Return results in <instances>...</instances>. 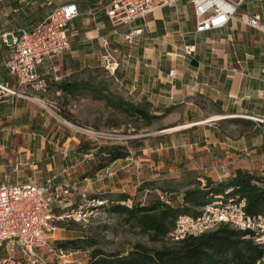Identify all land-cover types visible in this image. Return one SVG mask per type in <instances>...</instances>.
Here are the masks:
<instances>
[{"label":"crops","instance_id":"obj_1","mask_svg":"<svg viewBox=\"0 0 264 264\" xmlns=\"http://www.w3.org/2000/svg\"><path fill=\"white\" fill-rule=\"evenodd\" d=\"M70 2L80 10L69 25L70 41L77 40L71 41L70 50L48 58L39 72L57 77L56 83L74 80L83 69L92 68L87 62H101L104 67V57L112 55L118 65L114 77L124 95L152 103L153 112L161 115L183 108L181 125H190L179 130L184 163L170 157L176 167L167 177L190 174L197 181L227 180L238 169L264 174V33L238 20L220 30L198 33L189 1L134 21L133 28L142 30V35L131 45L121 35L128 27L115 29L104 10L112 0H0L1 84L16 85V77L6 68L12 48L3 36L9 40L12 33L35 30L57 5ZM255 14L264 22V0H243L238 16ZM52 90L57 96L62 93L48 89ZM31 94L43 104L0 93V186L61 181L63 173L70 176L78 165L59 173L55 157L61 141L89 142L81 135H60L59 119L48 110L52 102L41 93ZM224 120L228 127L220 126ZM107 148L103 146L104 151ZM170 148L177 152L176 146L166 150ZM100 151L99 147L87 152L100 159Z\"/></svg>","mask_w":264,"mask_h":264},{"label":"built area","instance_id":"obj_2","mask_svg":"<svg viewBox=\"0 0 264 264\" xmlns=\"http://www.w3.org/2000/svg\"><path fill=\"white\" fill-rule=\"evenodd\" d=\"M182 1L185 0H112L104 10L115 29L128 27L121 35L133 45L142 35V30L133 28L134 21L163 7H175ZM186 1L193 7L198 33L223 29L232 20L244 21L249 27L264 33V22L260 15L238 16L243 0ZM79 16L80 10L75 2L57 5L35 30L12 33L9 40L7 35L3 36L12 48V59L6 63V68L16 77V85L10 88L0 83V93L41 102L40 98L31 94L48 89L46 75L39 72V67L48 58L72 48L69 25ZM103 64L106 70L115 75L118 65L112 55L106 54ZM54 80L58 82L59 79L55 77ZM245 156H250L248 150H245ZM88 157L85 155V158ZM200 181L205 183V179ZM71 190L75 188L70 182H58L56 179L47 181V184L7 182L0 186V264H47L45 256L49 253L57 257L59 264L77 263L73 259L74 252L53 246L58 223L86 220L91 208L105 206L108 201L85 199L84 203L72 206L66 202L73 195ZM80 193L87 198L85 189ZM246 205L245 200L217 201L204 207L197 217L182 215L169 238L179 242L186 237H198L221 225H228L242 232L254 233L256 242L262 244L264 215L251 216L247 213ZM65 207L72 208L63 211ZM59 209L63 212H59Z\"/></svg>","mask_w":264,"mask_h":264},{"label":"rangeland","instance_id":"obj_3","mask_svg":"<svg viewBox=\"0 0 264 264\" xmlns=\"http://www.w3.org/2000/svg\"><path fill=\"white\" fill-rule=\"evenodd\" d=\"M74 40L76 41L77 38L71 39V41ZM89 63L92 68L83 69L78 75L79 79L90 81L91 75H94L97 76V80H102L113 91L118 90L114 75L102 67L101 62L91 60L87 62V65ZM53 83H56L55 80ZM53 91L46 89L41 94L52 102L48 105V110L59 119L60 133L62 132L60 135L88 137L89 142L84 145L85 150L100 147L102 155L99 158H102L104 164L109 159V154H105L103 146H108L109 149L121 154H128L127 157L114 160L107 168L99 170L97 168L100 160L97 158L98 155H95L94 152L91 153L92 155L88 154L84 149L78 148L81 143L74 145V141H69L64 145L61 141L58 146V155L55 157V163L59 164V173L62 168L74 167L78 163L76 168L71 169L70 176L63 173L61 181L57 177L58 182H70L75 188V190H71L73 195L66 200L68 204L76 206L84 203L85 199L91 201L93 198L99 199L103 196L118 200L124 195L130 196V200L135 198L142 202H148L156 196L167 200L162 194L160 185H157L156 178L160 177L155 178L154 176L168 174L171 168L176 167L172 160L169 161L172 156L174 160L178 159L179 163H184V160L181 159L183 148H179V145L182 144V133L176 130L188 125H181L183 108L180 109V106L173 108L166 116L157 119L151 126H146L144 122L136 123L134 119L115 112L104 102L95 99L93 93L69 97L62 93L57 96ZM228 120H224L220 126L228 127L230 125ZM169 146H176L177 152L171 148L166 150ZM66 150L68 155L65 154ZM83 154H88L89 157L85 158ZM58 156L62 159L60 162L57 160ZM83 189L88 192L87 198H84L80 193ZM183 193L184 191H180L173 197H180ZM127 203L131 204L132 202L128 201ZM71 208L65 207L63 211H68ZM111 208V204L109 207L107 205L93 207L86 220L79 222L69 220L58 223L53 246L56 249L74 252L73 259L77 261L75 264H90L92 252L95 249L110 253L125 252L131 246L140 243L154 249L163 245L168 247L173 245L174 242L171 238H167L164 242L150 241L138 229L126 224L123 216L112 211ZM202 209L200 207L198 210ZM58 211L63 212L61 209ZM65 242L73 243H68L65 246ZM61 244L65 247L62 245L63 248H61ZM45 259L47 264H59L57 257L52 253L47 254Z\"/></svg>","mask_w":264,"mask_h":264},{"label":"trees","instance_id":"obj_4","mask_svg":"<svg viewBox=\"0 0 264 264\" xmlns=\"http://www.w3.org/2000/svg\"><path fill=\"white\" fill-rule=\"evenodd\" d=\"M91 77L90 81L67 78L59 83H53V77L46 76L47 87L61 91L64 96L69 97L93 93L95 99L104 102L115 112L134 119L136 123L144 122L146 126H151L154 121L166 116L153 112L152 103L134 100L124 95L121 90L113 91L102 80H97V76ZM109 148L105 150V153L109 154L107 162L104 164L103 160L98 161L99 170L107 168L114 160L128 156ZM80 149L85 150L82 143ZM88 150L90 149L85 151ZM235 173L227 180L206 177L204 184L190 174L182 179L163 174V178L156 181L167 200L156 196L148 202H142L135 198L130 200V196L127 195L118 200L105 196L99 199L107 200V207L111 204L112 211L122 215L126 224L138 229L150 241L164 242L176 227L180 216L192 214L197 217L202 213V210H198L200 207L211 206L217 201L227 203L230 200H245L248 214L264 215V174L241 169ZM180 191H184L180 197H173ZM128 201L132 203L129 204ZM255 237L252 232H242L228 225H221L201 236H189L182 241L174 242L171 247L163 245L154 249L140 243L131 246L125 252L107 253L95 249L90 264H264V243H257ZM68 243L73 242H65L64 245Z\"/></svg>","mask_w":264,"mask_h":264},{"label":"bare ground","instance_id":"obj_5","mask_svg":"<svg viewBox=\"0 0 264 264\" xmlns=\"http://www.w3.org/2000/svg\"><path fill=\"white\" fill-rule=\"evenodd\" d=\"M36 102H37V101H36ZM38 103L43 104L42 101H41V102H38ZM188 126H190V125H184V126H182L181 128H177L176 130H182V128H185V127H188Z\"/></svg>","mask_w":264,"mask_h":264}]
</instances>
